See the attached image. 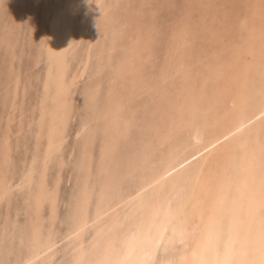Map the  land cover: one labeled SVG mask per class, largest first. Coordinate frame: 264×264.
Returning <instances> with one entry per match:
<instances>
[{"label":"bare ground","instance_id":"obj_1","mask_svg":"<svg viewBox=\"0 0 264 264\" xmlns=\"http://www.w3.org/2000/svg\"><path fill=\"white\" fill-rule=\"evenodd\" d=\"M118 1L96 0L87 10L81 30L94 28L100 14ZM185 1L167 35H161L167 36V44L163 62L155 72L146 68L157 49L153 48L154 24L136 17L128 24L130 32H121L118 25L115 28V36L125 39L121 43L124 52L112 64L110 102L103 116L106 139L102 156L112 165L118 144L128 139L139 123L137 111L146 108L139 126L147 138L136 150L140 154H134L138 158L134 168L127 171L134 183L131 187L126 184L128 189L123 191V185L116 187L121 179L114 182L119 173L112 182L108 176L97 188L100 192L91 212L86 178L78 216L67 234L62 239L51 232L44 235L35 218L29 252L11 264L46 262L64 239L75 244L73 264H84L88 251L97 264H264V0ZM84 2L65 0L45 17L47 25L44 23L35 60L36 66L46 61V67L41 64L46 72L41 73L45 74L43 95L36 115L37 146L41 143L43 149L34 154L18 180L8 178L11 130L7 132V126L0 143V198L15 187L34 186L35 209L50 202L51 219L56 214L58 187L47 183L46 174L49 162L64 145L72 112L70 94L83 75V69L74 65L71 68L75 71L69 73L72 62H68V56L71 58L69 52L76 40V32L72 33L75 15ZM144 12L141 8L138 16ZM108 13L106 21L113 16ZM113 41L107 48L109 61L116 47ZM102 65L100 61V69ZM19 86L15 81L14 96ZM144 96L143 105H137ZM12 100L15 102L10 108L14 112L17 102ZM14 118L8 117V125ZM92 121L83 122L80 133L94 124ZM86 150L84 155L89 160ZM109 171L102 172L108 175ZM89 228L93 236L91 244H86Z\"/></svg>","mask_w":264,"mask_h":264},{"label":"rangeland","instance_id":"obj_2","mask_svg":"<svg viewBox=\"0 0 264 264\" xmlns=\"http://www.w3.org/2000/svg\"><path fill=\"white\" fill-rule=\"evenodd\" d=\"M0 1V143L3 144L4 139L2 138L5 137V133L11 130V160L9 161V163L13 166L11 165V167L8 163L7 173L10 174V177H8L7 173L5 174H7V177L10 179L18 180L24 173L25 168L27 167L29 161L34 156V154H36L38 151L40 152L43 149L41 143L39 146H37L36 137L38 126L36 125H38V121L36 120V115H38L40 111V102L43 95V77L45 76V74L43 76L41 75L46 72V68H44V66L42 68L41 64H44L46 67V61L44 60L38 63L36 66L35 60L37 61V52L39 54L41 40H43L42 29L47 25L45 17L50 15L52 11H54V9L59 6L60 3L63 4L65 0ZM170 1L133 0L132 2H130V0H120L117 2V4H114L115 6H110L111 8L108 10V12H110V14L115 17L112 16L113 18L111 17L109 21H106V16L109 13L107 11L106 13H101L100 16L97 18L96 26L94 28H87L84 31H82L81 29L86 21V12L93 5V3L96 2V0H85L81 10L76 13V20L72 27V33L76 32L74 33L76 35L73 34V38L76 37V40H74L75 45L72 46L74 48L72 49L71 47L70 49L71 51L69 52V54H71V58H69V55L68 60H70L68 62H72L71 65L69 63L70 68L74 65L73 68L75 69H77L78 67L83 69V75L77 79L70 94L72 112L66 128V139L64 141V145L61 151L54 155V157L49 162L46 174L47 183L51 186L56 185V187H58L56 190V219L50 218V214H52L50 202H46L42 206V208H40V210L35 209L33 199L34 186H22V188L15 187L9 194L3 195V197L0 198V264H11L17 260H20L23 255H26V252H29L31 247V233L34 227V225L32 224H34L36 220L40 221L41 230L44 235L48 234V232H51L53 233L52 236L57 235L56 237L62 239L67 234V232L73 227L76 221L75 218H77L76 215L78 214L79 210L78 205L81 199V193L86 178L89 181V190L91 191V212L94 209V203H96L95 200H97L98 194L100 192L97 191V188L100 189L101 184L106 181L108 176L110 182H112L113 179L119 176L114 180V182H119V179H121V182H119L120 184L117 182V185L114 182L113 184H115L116 187L119 185H123V191H126L128 189L127 186L131 187L134 183L131 178L132 176L127 171H130L134 168L133 165L135 164L136 160H138L137 156L140 154V151L137 152L136 150H138V147H140V145L142 144V140L147 138V136L144 135L146 134V131H142L139 126L140 124H142L141 118L146 117V108L140 107V109L137 111L139 123L134 126L131 131V134L128 136V139H122L120 141V144H118L117 148L115 149V153H113L112 156V161L115 160L112 165H109L110 162L103 161L104 154L102 151V146L106 139V133L104 130L105 119L103 116L110 102V78L113 71L112 64H115L117 58L123 54L124 48L121 43L124 44L125 42V39L123 37H117L114 33L116 31L115 28H117L116 25H118L117 29L122 27L121 29H119L121 32L124 31L125 34L130 32L132 27L128 24H130L131 21L133 23V21L139 17V19L142 18V20L146 23L149 22L154 24L155 30L153 34L154 39L156 38V42L155 40H153V48L154 46H156L157 49H153V52H155V56H153V60L147 63L146 68L148 69V71L150 70L149 72L157 71L158 66L163 62L162 57L165 51L164 48H166L167 44V36H162V38L161 35H167L166 33H168V31L170 30L171 24L174 25V18L178 17V14H180V12L186 6L185 0H181V2H184L181 4L179 0ZM125 3H127L126 6ZM139 5H141L142 7ZM166 5L168 6V8ZM141 8H144L145 12L143 15L145 16H138V10H140ZM169 9L171 10L169 11ZM160 10H163L164 12L166 10V12L169 13L167 14ZM81 11L83 12L81 13ZM132 11H136V13H133ZM124 12H128L130 15L128 13L125 14ZM151 13L154 14L152 15ZM162 14H165L166 16L164 15L163 18ZM169 14H171V16L173 17H171ZM128 18L130 21L128 20ZM132 18L134 19L132 20ZM110 21H112L113 23ZM124 22L129 23L125 25ZM11 25L13 27H10ZM158 27L160 28V30H158ZM10 28H13V30H9ZM74 29H76V31H73ZM10 32L11 36H9ZM4 38H6L8 41ZM10 40L13 41L11 46L12 51L11 47L8 45V42ZM111 40H115L113 41V43L116 44V47L113 52L110 53L113 58L109 61V52L107 51V48L111 45ZM158 40H160L161 42ZM4 41L6 42L3 43ZM6 43L7 47H5ZM163 44H165V46ZM5 50H7L8 52H6ZM101 50L105 51L102 53ZM100 61L103 62L101 69L98 66ZM70 68L69 73H73L75 69ZM11 72H13V75L11 74ZM7 73L9 75L11 74L14 79L11 77V75L8 77ZM15 81H18L20 86L17 95L14 96L13 87L15 86ZM146 97L147 96H144L140 100H138L139 102L137 101V105H143V102L146 100ZM12 99H16L17 102L14 112H12V109L10 108L12 103L15 102V100L13 101ZM91 106H94V108ZM90 110H92L94 115L92 114V112H90ZM9 116H15L14 120L11 122L13 125L11 123L8 125ZM91 118L93 119L92 123L94 124L89 125L88 128H86L85 130H83V132L80 133L81 124ZM95 123L97 128H94ZM4 128L5 130L7 129V132L4 130ZM17 134H19L18 137ZM90 134L92 135L89 136ZM142 136L145 138H143ZM14 139L16 140L15 143ZM2 144L0 145V160L2 158ZM86 149H89L90 152L89 160L85 158L84 155V153L87 151ZM132 149L133 151H131ZM128 152H131L133 154H129ZM127 153L130 155L128 156V158ZM122 154H125L124 158ZM134 154H136L137 156H134ZM119 157H122V159H120ZM130 157H132L133 159ZM118 160V165L120 164L121 160V162H123L124 160L126 162L124 161L123 164L121 163L119 165L120 168H116L115 165ZM124 163L128 164L127 166L131 167L128 168L126 165L125 167ZM113 165L115 169L114 167H112ZM118 165L116 166L118 167ZM111 167L112 169H110ZM120 169L125 170H123L122 172H118V170ZM100 171H109V174L108 172H106L108 175H106L105 172H102V175L105 176L104 180L103 176H101ZM112 177L115 178L112 179ZM48 179H50L51 181H48ZM126 184L128 185L125 189ZM95 193L96 196L94 197ZM91 204H94V206ZM30 228L31 230H29ZM92 230V228H89L86 231V244H91L90 238L91 236H93ZM6 234L8 237L6 236ZM25 235L26 238H23L25 237ZM74 248L75 244L73 241H69L68 239H64V241L61 240L57 244L52 258L46 259V262H43L45 260H39L37 264H70V261L71 264H73ZM88 254H90L89 251L87 253L86 261L84 262V264H97L93 256Z\"/></svg>","mask_w":264,"mask_h":264}]
</instances>
